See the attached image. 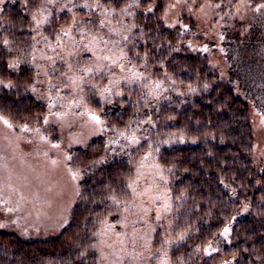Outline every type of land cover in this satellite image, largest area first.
<instances>
[{
    "label": "trees",
    "instance_id": "1",
    "mask_svg": "<svg viewBox=\"0 0 264 264\" xmlns=\"http://www.w3.org/2000/svg\"><path fill=\"white\" fill-rule=\"evenodd\" d=\"M95 1L101 4L103 16L113 20L124 16L120 9L131 0ZM211 1L223 8L229 5L233 11L246 5L245 18L231 13L235 25L226 46L244 56L254 51L259 59L264 21L247 13L264 0ZM153 3L141 0L137 7L133 37L124 44L127 56L135 64L143 57L155 73L165 72L172 84L192 90L190 97L164 102L161 111L154 113L152 125L165 137H182L175 139L179 144L165 146L158 153L169 177L178 225L190 230L187 243L172 253L173 264H264V169L253 159L249 102L232 84L218 78L206 57L191 52L185 44L187 33L168 22V0ZM43 6L44 0H7L0 9V115L13 123L46 113L44 101L32 91L36 74L27 63L35 46L33 17H40ZM150 6L153 12L146 11ZM110 8L116 10L115 15L105 12ZM67 17L52 18L43 28L50 40L57 33V23L67 22ZM193 20H186L189 26L197 25ZM86 97L105 131L72 152L69 167L82 173L83 181L68 223L58 235L37 240L0 230V264H98L97 228L104 219L117 216L134 174L131 158L110 153L104 142L133 128L147 113L137 88L106 103L91 88ZM227 225L230 232L225 236ZM205 245L217 252L206 258L196 255V246ZM181 252L195 256L178 263L174 257Z\"/></svg>",
    "mask_w": 264,
    "mask_h": 264
},
{
    "label": "rangeland",
    "instance_id": "2",
    "mask_svg": "<svg viewBox=\"0 0 264 264\" xmlns=\"http://www.w3.org/2000/svg\"><path fill=\"white\" fill-rule=\"evenodd\" d=\"M6 1L0 0V9ZM95 3L56 0L52 4L44 0L38 19L47 16L48 22L36 25L35 46L27 63L36 74L32 91L44 101L46 113L19 123L0 115V230L24 240L54 237L62 231L79 200L83 181V174L69 167L72 152L105 131L103 120L98 123L92 118L98 113L86 102L88 88L103 103L137 88L147 116L104 142L110 153L121 152L131 158L134 174L117 216L104 219L97 228L98 264H173L172 253L187 243L190 230L178 225L169 177L158 153L165 146L179 144L175 139L182 137H165L152 125L156 121L154 113L161 111L164 102L190 97L192 90L175 86L165 72L155 73L143 57L137 64L129 60L124 44L133 37L137 7L112 20L103 16L102 8L94 7ZM64 4L71 11L64 9ZM85 4L90 7H83ZM171 4H177V0H168V22L187 33L185 44L191 52L206 57L218 78L232 84L249 102L253 159L264 169V48L258 59L254 51L244 56L226 46L235 25L231 13L245 18L246 5L233 11L229 5L223 8V4L211 0H179L177 7L169 8ZM64 14L68 15L67 22L57 23V33L50 40L43 28L52 18ZM247 16L264 21V9L250 11ZM74 18L90 22L77 23L69 35H64L60 29H69ZM188 19H194L197 25L189 26ZM100 20L105 21L103 26ZM107 56L112 59H103ZM209 246H196L194 252L206 258L217 252ZM193 255L181 252L174 259L183 263Z\"/></svg>",
    "mask_w": 264,
    "mask_h": 264
},
{
    "label": "snow or ice",
    "instance_id": "3",
    "mask_svg": "<svg viewBox=\"0 0 264 264\" xmlns=\"http://www.w3.org/2000/svg\"><path fill=\"white\" fill-rule=\"evenodd\" d=\"M49 2L52 3V4H55L56 0H49ZM140 2H141V0H132V3H129V4H127L125 7H123V8L120 9V13H121V14H125V13H127V9H128V8H131V7H133V6H135V7H139V6H140ZM178 3H179V0H177V4H178ZM177 4H171V5H169V8H175V7H177ZM93 6L96 7V8H100V7H101V4H100L99 2H97V3H95ZM217 6H218V5H217ZM62 7H63L64 9H68V5H67V4H64ZM73 7H75V5H73ZM83 7L88 8V7H90V6H89L88 4H85V5H83ZM261 9H264V3H259V4H257V5L255 6V9H254V10H255L256 12H260ZM68 10L71 11V9H68ZM154 10H155V9H154L153 7H151V6L148 7V8L146 9L147 12H153ZM105 11H106V12H111V13H113V15H115V12H116V10H115L114 8L105 9ZM128 15H131V13H128ZM33 20H34L35 24H36L37 26H39L41 23H47V22H48V17L45 16L43 20H40V19H37V18L34 16V17H33ZM89 22H90V21H76L75 18H74V19H73V23H72V25L70 26L69 29L66 30V29H64V28H61L60 31H61L64 35H69V32H70L71 28H75V26H76L77 23H85V24H86V23H89ZM99 23H100L101 26H103V25L105 24V21H104V20H100ZM183 27L187 28V25H183ZM125 39H127V37H125ZM205 50L207 51L206 48H205ZM103 59L111 60L112 58H111L110 56H107V57H103ZM113 62L115 63V61H113ZM121 67H122V65H121ZM85 71H88V69H85ZM92 118H93L95 121H97L98 123H102L100 116H98V115H93ZM5 123H8V121L5 120ZM45 123H47V120H45ZM9 126H11V125H9ZM113 199H115V198H113ZM229 232H230V228L225 227V228L223 229V235L226 236V235H228Z\"/></svg>",
    "mask_w": 264,
    "mask_h": 264
}]
</instances>
